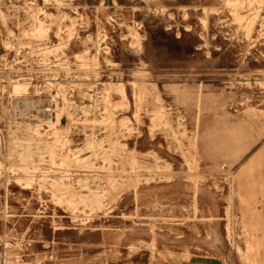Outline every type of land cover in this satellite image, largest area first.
Returning a JSON list of instances; mask_svg holds the SVG:
<instances>
[{
  "label": "rangeland",
  "instance_id": "rangeland-1",
  "mask_svg": "<svg viewBox=\"0 0 264 264\" xmlns=\"http://www.w3.org/2000/svg\"><path fill=\"white\" fill-rule=\"evenodd\" d=\"M0 264H264V0H0Z\"/></svg>",
  "mask_w": 264,
  "mask_h": 264
}]
</instances>
